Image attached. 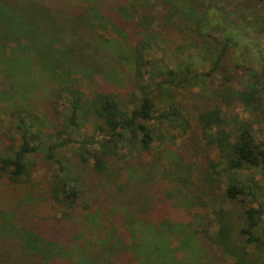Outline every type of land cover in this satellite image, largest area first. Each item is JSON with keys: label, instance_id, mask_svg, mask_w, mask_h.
<instances>
[{"label": "trees", "instance_id": "trees-1", "mask_svg": "<svg viewBox=\"0 0 264 264\" xmlns=\"http://www.w3.org/2000/svg\"><path fill=\"white\" fill-rule=\"evenodd\" d=\"M113 5L122 18H127L126 21L132 22L131 25L136 28L135 48H129L131 52L125 53L126 57H120L126 60L125 64L132 63L135 78L125 98L100 92L93 98L86 99L75 83L56 84L58 87L53 93L47 94V100L53 103V114L60 115L62 120L49 130L45 128L43 117L31 111L29 106L22 108V103H19V99L28 102L34 88L29 95L17 92L21 98L12 96L14 92H11V82L8 92L0 91V116L4 115L6 119L3 124L12 134L10 144L5 148L0 147V178L6 180L8 189L5 192L15 193L13 188L28 184L27 192L16 198L20 206L31 205L33 208L38 198L52 202L60 208V217L52 219L56 223H72L70 229L73 234L77 232L68 247H65L51 242L49 237L43 242L38 233L26 230L21 220L17 221L19 226L12 223L15 226L13 233L18 235L19 240L15 241L18 246L9 244L10 251L13 248L11 252H7L10 254V261L12 262L11 257L18 256L20 260L15 261V264H55L54 261L62 264H214L218 260L214 259V250L218 249L237 261L245 260V254L242 255V251L229 242V229L225 224L223 215L226 213L223 210H213L220 226L214 233L206 225V216L190 213V209L199 207L197 200L174 202L190 215L191 220L188 222H151L140 218L141 212L134 211V208L138 197L142 195L136 190L137 187L132 188L136 182L141 181L134 177L139 167L138 162L127 163V173L122 171L127 177L112 182H115L113 189L106 194L108 203L103 206L105 208L110 205L106 210H92V203H97L95 199H88L91 205L86 203L88 200L83 202L85 194L91 191L90 187L87 188L89 177L96 180L116 174L112 172L109 163L112 157L131 156L133 151H150L155 141H161L157 128L162 125L181 132L190 127L182 111L173 106L156 115L154 98L148 87H203L211 74L218 72L226 47L231 45L233 38L227 35L216 41L207 35V40L203 42L200 34V39H196L194 28L191 31L194 35V39L191 38L192 44L180 43L171 50L164 45L161 52L154 50L161 54L157 58L150 55L149 51L152 50L154 41L163 36L164 29L174 28L181 35L185 31L189 38L186 20L188 16L197 14L196 0H115ZM48 15L51 14L43 0H0V43L13 44L9 49L14 54L31 51L40 53L46 63L53 60V53L43 47L45 40L42 26L49 21ZM202 36L205 38L204 34ZM181 56H189L188 61L183 62ZM164 60L172 62V66H162L161 62ZM204 62L211 66L206 71L202 68L205 66ZM148 66L150 69L145 71ZM144 72L148 73L147 78L144 77ZM50 75L46 80L53 83L58 73L52 71ZM1 76L8 83V75L0 69V79L3 80ZM249 86V92L234 94L244 107L250 106L264 117V107L255 104V90L252 85ZM58 106L61 108L60 113ZM10 109L13 111H9ZM40 113L43 114L41 110ZM91 117L98 123L92 127L91 133H85V123ZM197 122L203 138L216 147L218 158H221L214 162L205 157V173L201 175L203 181L208 184L216 183L217 187L224 184L223 196L227 202L247 197L255 199L254 184H242L235 173L257 167L264 174V141L257 142L246 125L239 122L232 124L233 137L229 138L232 133L221 128L224 120L217 107L200 112ZM217 128L220 131H216V136L211 135L210 132ZM213 137L218 138L213 140ZM72 145H77L75 157L79 163L76 170H73L75 166L71 167L66 163L67 158L60 156L63 150ZM33 155H38L43 164H49L51 168V184L45 185L42 191L35 180L31 181L34 166L28 162V156ZM78 165L83 168L82 172H79ZM147 182L149 181H144ZM37 190L41 191L39 196L36 195ZM175 191L182 194V191ZM2 211L5 212L6 209L0 207V233L5 230V214ZM263 216L264 208L260 205L242 210V228L239 234L243 237L244 248L264 249ZM102 217L120 220L123 225L128 223L125 228L130 233V240L123 249L129 254L126 261L115 256L122 252L123 246L117 244V240L109 239L108 236L111 235L103 230ZM37 222L41 223L42 219ZM139 225H142L141 232L134 228ZM4 234L7 233L0 235ZM24 243L31 245L25 246ZM24 252L30 257L23 255ZM8 255L0 254V264L4 261L7 263Z\"/></svg>", "mask_w": 264, "mask_h": 264}, {"label": "rangeland", "instance_id": "rangeland-1", "mask_svg": "<svg viewBox=\"0 0 264 264\" xmlns=\"http://www.w3.org/2000/svg\"><path fill=\"white\" fill-rule=\"evenodd\" d=\"M43 2L51 14L48 15L49 21L42 26V35L45 40L43 47L46 51L53 53L51 57L54 59L46 63L40 53L31 51L14 54L9 49L13 44L0 43L2 47H0V69L9 77L6 83L1 76L3 80L0 79V91L8 92L11 82L13 84L11 92H14L12 96L21 98L22 96L16 94L17 92L29 95L34 88L33 93L30 94V100L27 102L19 99V103H22V108L29 106L31 111L43 117L45 128L52 130L62 120L60 115L53 114V103L47 100V94L53 93L58 87L56 84L75 83L83 91L86 99H91L100 92L113 94L116 98H125L135 78L132 74L134 73L132 63L125 64L126 60L120 57L130 53L129 48H135L137 37L136 28L131 25L133 23H128L127 18L123 19L113 5L115 0H43ZM196 3L197 14L188 16L186 20L190 30L186 29L189 38L185 35V31L181 35L170 27L163 30V36L154 41L152 50L149 51L150 55L159 58L161 54L157 51L161 52L160 49L164 45L171 50L180 43L192 44L191 38L194 39V35L191 31L194 28L198 34L196 39H200L201 36L203 42L207 40V35L216 41L227 35L233 36L231 45L226 47L218 72H213L203 87L163 86L165 88L161 89L148 87L154 98L156 115L166 111L169 106H173L182 111L190 127L185 132H181L165 125L157 128L158 125H156L161 141H155L151 150L145 153L133 151L131 156L112 157L109 163L112 172L116 174L96 180L89 177L87 188L90 187L91 191L85 194L83 202L95 199L97 203H92V210H106L110 205L105 208L103 206L108 203L106 194L113 189L115 182H112L127 177V174L122 172L127 171L125 168L127 163L138 162L139 167L134 177L141 181H135L136 185L132 188L137 187L136 190L142 195L138 197L134 208V211L141 212L140 218L151 222H188L191 220L190 215L185 209L178 208L174 202L185 203V201L197 200L199 207L190 209V213L206 216L208 218L206 225L211 233L220 227L213 210H223L226 213L223 216L229 229V242L239 248L242 255L245 254L244 259L246 258V261H237L235 258L222 254L218 249L214 250V259H218L214 264H237L238 262L239 264H264V249L244 248L243 237L239 234L242 228L240 221L242 210L258 205L264 208V174L257 167L236 172L235 176L242 184H254L256 198L251 200L247 197L244 200L240 198L232 203L227 202L223 196L224 184L217 187L216 183H205L201 177L205 173L203 161L205 157L213 159L214 162L220 161L221 158H218L219 152L216 147L208 144L203 138L197 122L200 112L217 107L221 110L224 120L221 128L227 133H232L229 138L233 137L232 124L239 122L246 125L257 142L264 141L263 115L253 111L250 106L244 107L234 94L249 92L251 90L249 85H252L257 99L255 104L264 107V0H196ZM155 49L157 51H154ZM188 57L181 56L180 59L187 62ZM171 63L165 60L161 62L162 66L169 67L172 66ZM204 65L202 68L205 71L206 68L211 67L207 62H204ZM148 69H150L149 66L145 71ZM52 71L58 73L53 83L46 80ZM147 74L144 72L145 78ZM160 78L162 79V76ZM60 109L58 106L57 110ZM5 119L2 114L0 116L1 148L9 145L12 137L7 126L3 124ZM96 123L98 122L95 118H89V121L85 123V133H91ZM216 131L218 133L220 130L213 129L210 134L216 136ZM217 138L213 137V140ZM76 147L77 145H72L60 153L62 158L68 159L66 162L68 165L75 166L73 170H76L79 163L75 157ZM28 162L34 166L31 181L35 180L42 191L45 185L51 184V168L49 164H43L38 155L28 156ZM88 163L91 165L90 162ZM78 169L79 172L83 171L79 165ZM142 178L149 182L144 183ZM224 181L226 182V179ZM27 186L28 184H20L13 188L16 190L15 193L5 192L8 189L6 180L0 178V207L6 209L5 212L2 211L5 214V230L1 233H7L0 235V254L8 255L7 252L13 249L11 247L10 251L9 244L15 245V241L19 240L18 235L13 233L15 226H12V223L19 226L17 225L19 220L23 221L22 224L26 230L38 233L43 242L49 237L52 239L51 242L68 247L77 232L73 234V230L70 229L72 223L66 221L56 223L52 219V217H60L58 214L60 208L57 205L38 198L33 208L31 205L20 206L16 198L27 192ZM175 190L182 191V194L176 193ZM41 191L37 190L36 195L39 196ZM89 200L86 203L91 205ZM40 218L41 223L37 222ZM102 219L103 230L111 235L108 236L109 239L117 240V244L123 246L122 252L115 256L126 261L129 254L123 249L127 247L130 240V233L126 230L128 223L123 225L120 224V220L104 217ZM141 227L142 225H139L134 228L141 232ZM24 245L31 244L24 243ZM23 255L30 257L25 252ZM11 259L12 262L9 254L6 264H15V261L20 260L18 256H13ZM54 263L62 264L58 261Z\"/></svg>", "mask_w": 264, "mask_h": 264}]
</instances>
